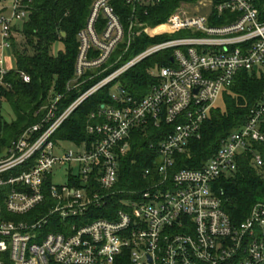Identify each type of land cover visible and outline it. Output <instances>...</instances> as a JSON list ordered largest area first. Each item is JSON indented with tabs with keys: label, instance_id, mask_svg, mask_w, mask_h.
I'll list each match as a JSON object with an SVG mask.
<instances>
[{
	"label": "built area",
	"instance_id": "2783aa9c",
	"mask_svg": "<svg viewBox=\"0 0 264 264\" xmlns=\"http://www.w3.org/2000/svg\"><path fill=\"white\" fill-rule=\"evenodd\" d=\"M159 1L123 0L131 9L124 23L110 0H91L77 33L74 74L65 92L51 96L38 122L27 126L0 157V264H115L124 257L129 264H264V203L256 202L234 224L213 188L222 174L236 169L245 151L252 152L254 165H262L254 145L264 144V92L205 165L169 174L175 155L201 137L210 109L236 74H264V9L259 0H209L208 15L185 14L177 7L160 29L186 35L153 44L94 80L98 73L88 71L105 66L121 43L129 45L137 13ZM30 3L0 0V96L10 87L12 39ZM164 50L171 51L170 65L149 70L157 82L147 94L135 98L121 86L117 94L109 92L112 104L100 103L88 115L85 131L91 139L55 152L54 134L81 103ZM16 73L30 81L26 72ZM71 92L75 98L60 110ZM162 124L170 127L157 145V177L145 189L131 191L113 218L88 220L89 212L113 192L118 157L128 148L131 130ZM57 166L64 167V182L52 180ZM149 174L146 168L143 176Z\"/></svg>",
	"mask_w": 264,
	"mask_h": 264
},
{
	"label": "trees",
	"instance_id": "16d2710c",
	"mask_svg": "<svg viewBox=\"0 0 264 264\" xmlns=\"http://www.w3.org/2000/svg\"><path fill=\"white\" fill-rule=\"evenodd\" d=\"M195 1L160 0L150 6L146 13H137L138 25L160 24L181 4ZM110 4L125 23L131 9L123 0H110ZM90 5L91 0H31L28 14L17 24L16 36L12 39L15 70L6 77L10 87L3 88L0 96V103H8L13 113V118L7 120L0 111V157L11 141L27 126L38 122L42 107L48 103L51 96L65 92L66 83L74 74L78 50L77 33L86 23ZM258 7L264 9V0L258 1ZM219 22L222 20L213 21ZM134 32L135 35L122 61L140 53L151 44L171 37L167 32L153 38L143 31ZM58 41L63 43V49L53 54L52 46ZM124 44L121 43L119 48ZM170 55V50H164L144 58L118 77L120 86L129 95L142 98L157 82L156 77L150 75L148 68L170 65ZM113 58L114 56L110 61ZM16 70L26 72L30 81L23 82ZM92 72L88 71V74ZM110 87L111 85L97 91L81 103L56 131L54 139L72 143L91 139L85 131L88 115L97 109L100 103L112 104ZM263 92L264 74L239 71L232 84L221 93L224 109L215 106L210 109L202 124L201 137L191 139L186 151L175 155V163L169 174L180 168L197 169L205 165L217 151L220 140L245 121ZM75 96L73 92L65 94L59 109H64ZM169 127L165 124L159 128L148 125L131 130L127 139L128 148L118 157L117 181L112 188L113 192L103 206L89 212L88 220L97 217L113 218L115 211L123 207L121 201L130 197L131 191L145 189L150 180L157 177V145ZM254 147L261 154L262 165H254L252 152L245 151L237 158L236 169L222 174L213 184L214 191L221 199L222 209L234 224L243 221L256 202L264 203V144H255ZM146 168L150 169V174L145 177L143 172ZM115 264H129V261L124 257Z\"/></svg>",
	"mask_w": 264,
	"mask_h": 264
},
{
	"label": "rangeland",
	"instance_id": "374dc122",
	"mask_svg": "<svg viewBox=\"0 0 264 264\" xmlns=\"http://www.w3.org/2000/svg\"><path fill=\"white\" fill-rule=\"evenodd\" d=\"M211 3L209 0H196L195 2L193 3H185V4H181L178 8H181V10L185 13V14H206L208 15L209 13H211ZM176 9V8H175ZM174 9V10H175ZM173 10V11H174ZM165 21L160 23V24H157L155 26H151V25H137L134 27V31H143L145 34H147L149 37H158L159 35H164V32L165 30L161 31L160 28L163 27ZM168 34H170V38H176V37H180V36H184L186 35V33L183 31L182 34H179L181 31H174V32H170L169 30H166ZM168 38V39H170ZM167 40V39H165ZM161 41H164V40H161ZM159 41V42H161ZM158 43V42H156ZM154 43V44H156ZM153 45V44H151ZM149 45V46H151ZM130 44L127 45V43H125L124 45H122L120 48L118 47V49H120L119 51L116 52V54L114 55V58L109 61L105 66L101 67L100 69H97L95 71H93L91 74H94L96 75L97 73V76H95L94 79H98L101 75H103L105 72H108L109 70L113 69V67H118L122 64H125L126 62H128L129 60L133 59L135 56H137L138 54L136 55H133L131 57H129L127 60H123L122 61V57L123 55L127 52L128 48H129ZM148 46V47H149ZM63 49V43L61 41H58V42H55L52 46V53L53 54H56L58 51L62 50ZM9 64L11 66L14 65V60L13 61H10L9 60ZM156 66L154 67H150L148 68V71L150 69H155ZM128 70V69H127ZM126 70V71H127ZM155 71H157V68L155 69ZM120 77V75L118 76ZM118 77L116 79H114L113 81H111L109 84H107L106 86H104L103 88L111 85L110 87V92L112 94H117V88L120 87V83H119V80ZM92 81L90 82H87L85 84H89L91 83ZM101 88V89H103ZM101 89H99L98 91H100ZM96 93V92H95ZM215 107L219 108V109H224V99L222 97V95L219 96V98L217 99V101L215 102ZM0 111L1 113L3 114L4 118L7 119V120H11L13 118V113H12V110H11V107L8 103L4 102V101H1L0 103ZM67 148H76V146L71 143V142H67V141H58L57 143V147L55 149V152H60V151H63ZM63 168L62 166H57L53 169L52 171V180L54 183H60V182H64L66 179L65 177H63ZM124 202V201H123Z\"/></svg>",
	"mask_w": 264,
	"mask_h": 264
}]
</instances>
